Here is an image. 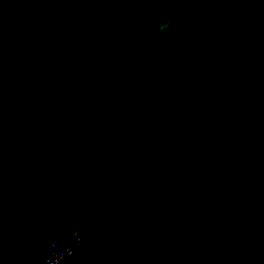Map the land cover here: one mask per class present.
Returning a JSON list of instances; mask_svg holds the SVG:
<instances>
[{
	"label": "trees",
	"instance_id": "16d2710c",
	"mask_svg": "<svg viewBox=\"0 0 264 264\" xmlns=\"http://www.w3.org/2000/svg\"><path fill=\"white\" fill-rule=\"evenodd\" d=\"M165 1L0 0V264H173L185 196L208 264H264V74L216 0Z\"/></svg>",
	"mask_w": 264,
	"mask_h": 264
},
{
	"label": "rangeland",
	"instance_id": "374dc122",
	"mask_svg": "<svg viewBox=\"0 0 264 264\" xmlns=\"http://www.w3.org/2000/svg\"><path fill=\"white\" fill-rule=\"evenodd\" d=\"M168 1L170 2V12L176 16L181 14V18H177L179 24L190 23L191 17L188 18L190 11L187 7V1L186 8L183 4L185 0ZM202 1L204 2L205 0ZM163 2L166 9V5L169 6V4H166L165 0H163ZM213 11L224 24H228L233 18L236 20L237 30L241 34V47L239 51L241 63L250 71L251 77L252 74H255L257 78H261V75L264 74V0H216L213 5ZM167 22H170L169 18H167ZM259 90L261 97L264 98V82L261 86H254L253 92L248 93L255 94ZM222 99L227 100L228 96L223 95ZM243 99L248 102L246 106L248 114L247 124L250 127L257 122V117L255 116L256 111L253 109L258 108L260 112L264 113L262 109L263 100L260 97L256 99L243 97ZM231 105L232 102L229 101L220 104V107L221 109L223 107L230 108ZM220 111L221 110H219V112ZM226 118L230 119L229 112ZM240 200L243 201L244 198ZM213 202L216 204L217 200L213 199ZM222 205L223 202H220L219 207L223 211ZM187 208L186 196L184 199L181 197V201L171 212V215L179 224L178 227L181 230L179 239H181L173 250L161 255L159 254L160 259L157 260V262H172L173 264H175V262L177 264H208L204 258L196 252V246L192 240L193 232H190V227H192L190 225L191 213L187 212ZM212 208L215 209L216 205L210 207V210ZM225 210L227 211V208H225ZM200 212L204 215L207 214V217H209L207 209L204 211L201 210ZM204 224L209 225L210 222L204 220Z\"/></svg>",
	"mask_w": 264,
	"mask_h": 264
},
{
	"label": "built area",
	"instance_id": "2783aa9c",
	"mask_svg": "<svg viewBox=\"0 0 264 264\" xmlns=\"http://www.w3.org/2000/svg\"><path fill=\"white\" fill-rule=\"evenodd\" d=\"M72 241L65 243L62 247L53 244L45 264H64L66 259L72 254Z\"/></svg>",
	"mask_w": 264,
	"mask_h": 264
},
{
	"label": "clouds",
	"instance_id": "9594fccd",
	"mask_svg": "<svg viewBox=\"0 0 264 264\" xmlns=\"http://www.w3.org/2000/svg\"><path fill=\"white\" fill-rule=\"evenodd\" d=\"M88 238V237H87ZM87 238H86V241H87ZM66 241V243L67 242H70V241H72V247H73V249H72V254L70 255V256H73L74 254H75V251H76V249L77 248H79V247H81L82 245H84L85 244V242L84 241H82V242H80V243H77V241H76V237L75 236H72V237H70L69 239H67V240H65ZM53 244H56L57 246H60V247H62L63 245H64V243H57V242H53L51 245H50V247H49V249L51 248H53ZM50 249V250H51ZM50 250H49V252H50ZM49 254V253H48ZM48 256V255H47ZM69 256V257H70ZM68 257V258H69ZM47 258V257H46ZM67 258V259H68ZM72 258V257H71ZM66 259V260H67ZM46 260V259H45ZM66 262V261H65ZM65 262H64V264H65Z\"/></svg>",
	"mask_w": 264,
	"mask_h": 264
},
{
	"label": "water",
	"instance_id": "95a60500",
	"mask_svg": "<svg viewBox=\"0 0 264 264\" xmlns=\"http://www.w3.org/2000/svg\"><path fill=\"white\" fill-rule=\"evenodd\" d=\"M85 245H86V244H84V245H82V246H85ZM82 246H81V247H82ZM79 248H80V247H79ZM79 248H77L76 251H77ZM76 251H75V252H76ZM71 257H72V256H70V257L66 260L65 264H68V263L70 262Z\"/></svg>",
	"mask_w": 264,
	"mask_h": 264
}]
</instances>
